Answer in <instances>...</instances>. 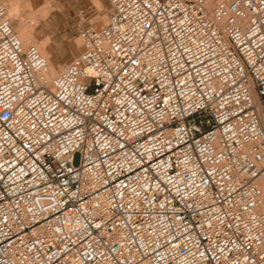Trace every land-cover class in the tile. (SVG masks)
Here are the masks:
<instances>
[{"label":"built area","instance_id":"2783aa9c","mask_svg":"<svg viewBox=\"0 0 264 264\" xmlns=\"http://www.w3.org/2000/svg\"><path fill=\"white\" fill-rule=\"evenodd\" d=\"M52 70L0 0V264H264V0H108Z\"/></svg>","mask_w":264,"mask_h":264},{"label":"rangeland","instance_id":"374dc122","mask_svg":"<svg viewBox=\"0 0 264 264\" xmlns=\"http://www.w3.org/2000/svg\"><path fill=\"white\" fill-rule=\"evenodd\" d=\"M100 1L101 7L94 0H1L6 10L10 8L11 2L14 4L25 29H31L33 39L43 44L45 52L42 54L53 63L56 70L79 54L80 26H101L106 23L110 4L108 0ZM6 14H9V10Z\"/></svg>","mask_w":264,"mask_h":264},{"label":"bare ground","instance_id":"6f19581e","mask_svg":"<svg viewBox=\"0 0 264 264\" xmlns=\"http://www.w3.org/2000/svg\"><path fill=\"white\" fill-rule=\"evenodd\" d=\"M12 1V0H11ZM95 1V3H96V5L98 6V7H101L102 6V3H101V1L100 0H94ZM216 0H206V2H207V5L210 7V6H212L213 5V3L215 2ZM2 3V2H1ZM3 5V4H2ZM10 6V8L8 9L7 8V10H9V14H6V16L8 17V19L10 20V22H11V25H12V27L15 29V32L17 33V36H18V38H19V40H20V42H21V44L23 45V46H26V45H28V44H33L34 46L36 45V48L38 49V51L42 54L43 52H45L44 51V47H43V44L41 45V44H38L34 39H33V36H32V31H31V29L30 30H27V29H25L26 28V26H25V24L23 23V21L20 19V17L18 16V14H16V12H15V10H16V8L15 7H13L14 6V4H12V2H11V5H9ZM4 7V6H3ZM4 9H5V7H4ZM6 9H5V13H6V11H7ZM17 11V10H16ZM27 24V23H26ZM42 51V52H41ZM43 55V54H42ZM43 56H45V55H43ZM46 57V56H45ZM47 58V57H46ZM48 63H49V65H50V67L51 68H53V63H51L50 62V60L48 61ZM260 186H261V188L263 189V191H264V182H262L261 184H260Z\"/></svg>","mask_w":264,"mask_h":264},{"label":"crops","instance_id":"0c3cea01","mask_svg":"<svg viewBox=\"0 0 264 264\" xmlns=\"http://www.w3.org/2000/svg\"><path fill=\"white\" fill-rule=\"evenodd\" d=\"M53 70L55 71V68H54V66H53Z\"/></svg>","mask_w":264,"mask_h":264}]
</instances>
